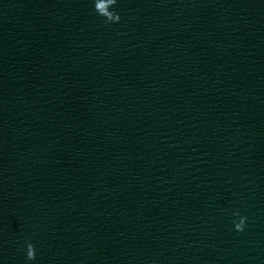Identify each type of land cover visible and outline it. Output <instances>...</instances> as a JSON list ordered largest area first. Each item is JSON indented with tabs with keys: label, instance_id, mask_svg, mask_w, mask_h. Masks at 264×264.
<instances>
[{
	"label": "clouds",
	"instance_id": "1",
	"mask_svg": "<svg viewBox=\"0 0 264 264\" xmlns=\"http://www.w3.org/2000/svg\"><path fill=\"white\" fill-rule=\"evenodd\" d=\"M116 4L117 0H94V10L99 16L105 18V23H116L121 19L117 12L111 10ZM233 215L237 218L233 220L234 229L238 232H243L247 226L248 218L246 216H241L239 212H235ZM26 258L29 261L36 259L35 247L30 242L26 245Z\"/></svg>",
	"mask_w": 264,
	"mask_h": 264
}]
</instances>
